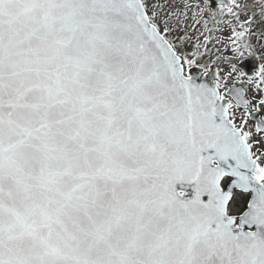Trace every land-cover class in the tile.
<instances>
[{"label": "snow or ice", "instance_id": "6c2138e0", "mask_svg": "<svg viewBox=\"0 0 264 264\" xmlns=\"http://www.w3.org/2000/svg\"><path fill=\"white\" fill-rule=\"evenodd\" d=\"M0 264H264V0H0Z\"/></svg>", "mask_w": 264, "mask_h": 264}]
</instances>
